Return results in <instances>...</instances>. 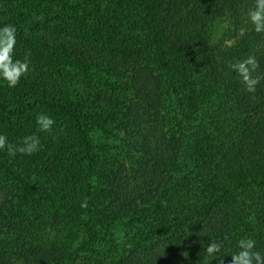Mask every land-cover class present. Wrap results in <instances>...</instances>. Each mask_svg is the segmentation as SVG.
Segmentation results:
<instances>
[{"label":"trees","instance_id":"obj_1","mask_svg":"<svg viewBox=\"0 0 264 264\" xmlns=\"http://www.w3.org/2000/svg\"><path fill=\"white\" fill-rule=\"evenodd\" d=\"M255 6L256 0H0V27H15L17 53L35 74H83L95 88L70 92L66 80L39 82L30 74L14 88L0 80V135L13 146L32 134L41 141L32 155L0 149V264H220L206 253L212 241L222 242L223 264H231L245 237L264 252V159L254 161L264 157V32L254 25L239 32ZM32 14L44 15L39 30L24 24ZM228 18L232 33L214 42V24ZM104 54L122 56V68L137 71L136 96L120 118L96 89L114 82L100 62ZM249 56L255 70L246 67L259 81L254 91L233 68ZM173 107L181 118L171 116ZM40 114L55 120L51 132L38 131ZM117 121L144 158L131 180L97 171L93 135L109 133ZM160 125H169L167 141ZM182 150L203 175L200 192L183 188L190 178L167 171ZM36 173L49 174L53 188H43ZM228 204L253 206L256 214L239 226ZM127 215L144 233L121 254L108 234ZM66 218L83 220L80 247L76 234L63 235Z\"/></svg>","mask_w":264,"mask_h":264},{"label":"rangeland","instance_id":"obj_2","mask_svg":"<svg viewBox=\"0 0 264 264\" xmlns=\"http://www.w3.org/2000/svg\"><path fill=\"white\" fill-rule=\"evenodd\" d=\"M24 19H25L24 24L32 25V29H34L33 26L36 27L34 30H39L40 27L45 23L44 15L42 14H38V15L32 14L29 15V17L24 16ZM252 25L254 24L252 23L250 16L248 14L245 15L243 18V26L239 29V32L242 34L245 33L247 29L250 28ZM233 29H234V23L232 18L217 21L213 26L214 42H220L228 32L232 33ZM51 30H47V31H51ZM30 33L33 34L34 32L30 31ZM65 33L63 34V36H65L64 44L67 45L68 43H70L71 37L67 36L69 34V31ZM18 45H19L18 39L16 36V45L14 48L15 58L17 56H22V55H18L17 53ZM122 58H123L122 56H114V55L105 56V54L101 55L100 62H102L103 66H105L103 68L105 69L108 68V70H110L114 82L113 84L107 85L105 87L97 85L96 88V89L100 88L102 90L103 95L112 99L111 104L114 108L113 111H115L116 109V112L119 114V118L122 115L121 111H123L128 106L131 99L136 96V92L132 87V79L135 78L137 71H135L133 68H128V69L122 68V64L124 62ZM20 59L23 60L24 57L22 56V58ZM28 74L31 75L30 78H33V80L39 82H43L45 80L46 81L53 80V82L56 83L57 81L62 82L63 80H66L68 84V86L66 87V91H70V92L73 91L87 92L89 88H91L92 90L95 89L94 83H92V85H88L90 83V80H88L83 74H75L74 72L63 71L54 74V76H49V77L45 75L39 76L35 74V71L31 67ZM28 74L26 76H23L22 78L23 79L27 78V76H29ZM172 110L175 113V115H171L174 119L176 118L179 119V116L181 118L182 110L177 108V110L175 111L174 107ZM176 122H178V120ZM117 123L118 121L113 123L112 130L109 133H102L100 131H96L93 135L94 149L99 154V157L101 159L97 171H100L101 173L106 172L110 176H113L114 178L131 180L134 177H136L138 169L141 163L143 162L144 158L142 156V153L141 152L139 153L137 148L134 146L133 139L131 138V134L124 131L123 129H120ZM172 127L174 128V132L176 136H178L182 132V126L178 125V123H176V125ZM162 128H164L163 131ZM159 131L161 132L160 134L161 140L167 141V139L171 136L169 125L168 128L164 127L163 125H160ZM263 159L264 157L260 155L258 157H255L254 161L258 162ZM186 163L194 167V170L189 169L185 165ZM179 168L181 170H178ZM173 169L178 177L181 176L182 180L185 178L186 179L190 178L189 185H184L183 188H193L195 191L197 190L198 192H200V190L198 189V185L199 183H201L203 175H201V172L199 171L198 167L195 164H193V159L190 157L189 152L182 150V155L180 156L179 159L176 160L172 159L167 163V171L169 172V174H172ZM36 175L37 177H40V180H42L43 188H53L54 184L52 183V178H50L51 176L49 174L41 173V175H38V173H36ZM193 184L196 185L194 186ZM228 205L229 206L226 208V210L228 209L230 210V212L227 211V213L230 215V219L232 218L233 215L237 214L236 218L238 219H233V220L239 226H244L245 224H247L248 222L246 221L250 220L251 218L250 216L254 217L256 214L255 207L253 206L244 208L245 210L243 209L241 211V208H239L237 204L236 205L228 204ZM150 211L153 210L150 209ZM64 214L65 216L67 215L66 213ZM135 219H136L135 215H127L125 217L117 219L114 222V226L112 230H110L108 234L109 240H110V235L115 238V241L119 246V252H121V254H126V252L133 246V244L138 242L139 236L142 233H144V231H142L144 228L140 229L135 227L137 221H135V224H133V221ZM69 233L76 234L77 242H78L77 247H80L81 242L85 238V227L83 220L74 221L73 218H66L65 227L63 229V235H67Z\"/></svg>","mask_w":264,"mask_h":264},{"label":"clouds","instance_id":"obj_3","mask_svg":"<svg viewBox=\"0 0 264 264\" xmlns=\"http://www.w3.org/2000/svg\"><path fill=\"white\" fill-rule=\"evenodd\" d=\"M248 15L255 26L257 33L264 32V0H256L254 9H250ZM16 29L12 25L0 27V80L6 81L9 88L18 85L21 78L26 76L30 71V61L27 57L23 60L15 58L14 48L16 45ZM247 65H251L255 70V57L249 56L246 60L233 65L243 81L248 85V91H254V85L259 81L253 79ZM39 132H51L55 120L46 115L40 114L36 118ZM7 148L8 154L16 155L17 152L25 155H32L41 148V141L38 135L32 134L24 137L19 146H13L7 143V137L0 135V149ZM86 202L82 207H86ZM257 241L251 237H245L238 241L237 251L231 254V264H264V252L256 248ZM222 251V242L212 241L208 244L206 253L208 256H214L220 259L223 264L224 256L220 255Z\"/></svg>","mask_w":264,"mask_h":264}]
</instances>
